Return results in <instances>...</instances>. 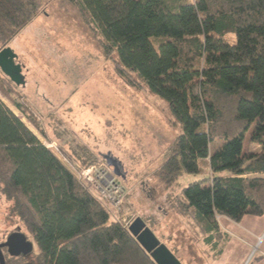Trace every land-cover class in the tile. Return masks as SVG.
I'll use <instances>...</instances> for the list:
<instances>
[{
	"label": "trees",
	"instance_id": "trees-1",
	"mask_svg": "<svg viewBox=\"0 0 264 264\" xmlns=\"http://www.w3.org/2000/svg\"><path fill=\"white\" fill-rule=\"evenodd\" d=\"M65 1L104 58H114L117 77L163 99L181 130L154 173L159 188L203 174L205 162L210 176L166 202L193 221L207 256H219L226 236L218 217L238 224L264 216V0ZM42 10L43 0H0V51L17 55L25 80L16 86L0 71V95L46 139L44 117L25 94L28 68L12 49ZM245 139L259 152L245 149ZM72 142L66 152L46 147L0 100V197L15 229L32 238L33 264H155L128 232L136 218L122 224L81 179L100 167L97 154Z\"/></svg>",
	"mask_w": 264,
	"mask_h": 264
},
{
	"label": "rangeland",
	"instance_id": "rangeland-1",
	"mask_svg": "<svg viewBox=\"0 0 264 264\" xmlns=\"http://www.w3.org/2000/svg\"><path fill=\"white\" fill-rule=\"evenodd\" d=\"M80 19L65 0H43V10L13 43L29 71L25 93L35 107L45 102L46 108L40 110L44 119L39 120L48 138L27 123L13 103L1 95L0 100L46 147L66 152L73 140L72 144L80 143L97 154L100 167L109 173L111 168L104 157L117 159L123 177L115 180L128 191L117 215L122 224L133 218L147 219L153 234L181 264H210L217 252L207 256L193 221L178 215L166 202L168 194H177L192 182L210 176L205 162L201 165L203 174H182L167 193L159 188L154 173L181 130L170 123L163 99L127 87L117 77L114 58H104L95 33ZM226 39L235 43L233 36ZM13 101L19 102L15 96ZM244 148L255 153L260 150L248 139ZM9 209L0 197V237L16 228ZM33 254H37L35 248ZM257 256L251 251L245 264H255Z\"/></svg>",
	"mask_w": 264,
	"mask_h": 264
},
{
	"label": "water",
	"instance_id": "water-1",
	"mask_svg": "<svg viewBox=\"0 0 264 264\" xmlns=\"http://www.w3.org/2000/svg\"><path fill=\"white\" fill-rule=\"evenodd\" d=\"M17 55L10 49L5 48L0 51V71L16 86H25L23 67L16 63ZM106 165L111 168L112 174L116 177H123L121 173L122 165L111 155L104 157ZM128 232L136 240L137 244L148 254L155 264H181L171 251L153 234L141 218H136L128 227ZM0 247L8 248L11 256L20 254L27 255L33 251V243L26 241V237L21 233L11 234L6 243ZM0 263L4 264L0 254Z\"/></svg>",
	"mask_w": 264,
	"mask_h": 264
},
{
	"label": "crops",
	"instance_id": "crops-1",
	"mask_svg": "<svg viewBox=\"0 0 264 264\" xmlns=\"http://www.w3.org/2000/svg\"><path fill=\"white\" fill-rule=\"evenodd\" d=\"M12 49L16 50L14 44ZM25 94L29 99L28 93ZM29 101L33 104L32 100ZM44 103L33 106L39 111L44 110ZM218 224L226 241L222 245L221 254L208 261L210 264H245L251 251L258 253L254 259L255 264H264V216H245L238 224L225 217H218Z\"/></svg>",
	"mask_w": 264,
	"mask_h": 264
},
{
	"label": "built area",
	"instance_id": "built-area-1",
	"mask_svg": "<svg viewBox=\"0 0 264 264\" xmlns=\"http://www.w3.org/2000/svg\"><path fill=\"white\" fill-rule=\"evenodd\" d=\"M80 177L103 203L116 215L119 214L127 192L120 187L107 170L102 167H91L82 171Z\"/></svg>",
	"mask_w": 264,
	"mask_h": 264
},
{
	"label": "flooded vegetation",
	"instance_id": "flooded-vegetation-1",
	"mask_svg": "<svg viewBox=\"0 0 264 264\" xmlns=\"http://www.w3.org/2000/svg\"><path fill=\"white\" fill-rule=\"evenodd\" d=\"M14 233H21V232L15 229L14 231L7 232L6 234L3 233L2 236L0 237V246L5 244L8 237ZM26 241H29L27 237H26ZM0 254L3 258L4 264H7V262H10V261L17 262L18 264H33V262L35 261L33 251L27 255L20 254L18 256H11L8 251V248L0 247Z\"/></svg>",
	"mask_w": 264,
	"mask_h": 264
}]
</instances>
